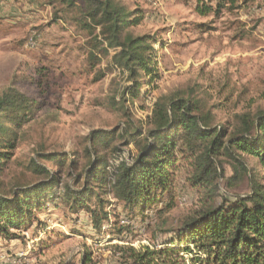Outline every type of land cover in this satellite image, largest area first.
<instances>
[{"label": "rangeland", "instance_id": "obj_1", "mask_svg": "<svg viewBox=\"0 0 264 264\" xmlns=\"http://www.w3.org/2000/svg\"><path fill=\"white\" fill-rule=\"evenodd\" d=\"M42 1L0 0V96L13 85L37 102L36 114L20 131L15 159L2 178L5 191L33 181V160L55 170L54 163L40 160L42 153H67L80 161L84 157V166L87 137L94 130L123 131L130 125L132 132L138 128L146 134L154 105L163 96L197 100L219 126L235 114L264 111V0H235L219 13L217 0H118L143 17L134 34L155 36L156 43L150 56L153 72L138 80L139 96L130 101L126 90L127 101L117 109L112 107L114 98L122 103L123 91L133 81L112 67L109 56L89 60L92 36L82 26L78 8L57 4L54 9L49 0ZM204 6L213 8L205 16L198 11ZM124 143L110 158L114 166L131 163L138 153L134 142ZM248 164L264 183L263 169L253 159L248 158ZM185 171L176 175L175 207L162 217L170 227L192 214L202 195L184 180ZM231 174L226 167V176ZM66 180L71 181L65 176ZM248 192L246 183L233 191ZM58 195L22 239L0 240V264H81L85 252L92 254L91 264H120L113 248L127 243L111 239L108 227L99 237L90 214L81 207L70 209L63 194ZM151 219L157 220L154 212ZM153 231L142 228L130 244L136 249L162 248L165 235L155 236Z\"/></svg>", "mask_w": 264, "mask_h": 264}, {"label": "trees", "instance_id": "obj_2", "mask_svg": "<svg viewBox=\"0 0 264 264\" xmlns=\"http://www.w3.org/2000/svg\"><path fill=\"white\" fill-rule=\"evenodd\" d=\"M49 3L54 9L57 4L78 8L82 26L92 36L89 60L99 62L109 56L112 67L133 81L123 91L122 103L114 98L112 107L124 106L126 90L130 101H135L142 86L138 80L153 72L150 56L156 43L155 36L134 34L143 21L140 13L118 0ZM216 3L219 13L236 2ZM198 9L203 16L213 10L210 6ZM36 107L34 99L13 85L0 96V240L22 239L49 201L62 193L70 209L81 207L90 214L99 237L108 227L111 239L127 243L113 248L120 264H264V183L248 164V158L253 159L264 171V111L238 113L219 126L214 114L205 113L197 100L163 96L154 105L146 134L138 128L132 132L130 125L123 131L94 130L87 137L90 146L84 166V157L76 161L67 153H42L40 160L54 163L55 170L33 160V181L5 191L2 178L15 159L20 131L33 119ZM121 142L126 146L134 142L138 153L131 163L114 166L110 158L120 152ZM226 167L232 172L229 177ZM183 168L184 180L202 195L197 209L170 227L162 217L175 207L176 175ZM65 176L71 181L64 182ZM244 183L249 192L234 194ZM142 228L154 230L155 236L165 235L163 247L134 248L129 239ZM91 257L85 252L81 264H91Z\"/></svg>", "mask_w": 264, "mask_h": 264}, {"label": "crops", "instance_id": "obj_3", "mask_svg": "<svg viewBox=\"0 0 264 264\" xmlns=\"http://www.w3.org/2000/svg\"><path fill=\"white\" fill-rule=\"evenodd\" d=\"M41 2H43L42 0H41ZM48 7V6H47Z\"/></svg>", "mask_w": 264, "mask_h": 264}]
</instances>
